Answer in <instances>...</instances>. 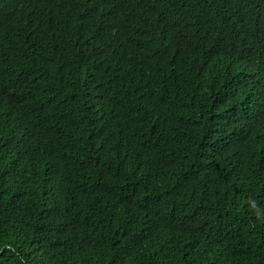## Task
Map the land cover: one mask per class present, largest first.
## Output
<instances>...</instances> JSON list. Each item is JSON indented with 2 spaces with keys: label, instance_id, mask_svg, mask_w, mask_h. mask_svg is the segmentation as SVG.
I'll return each instance as SVG.
<instances>
[{
  "label": "trees",
  "instance_id": "16d2710c",
  "mask_svg": "<svg viewBox=\"0 0 264 264\" xmlns=\"http://www.w3.org/2000/svg\"><path fill=\"white\" fill-rule=\"evenodd\" d=\"M0 264H264V0H0Z\"/></svg>",
  "mask_w": 264,
  "mask_h": 264
}]
</instances>
